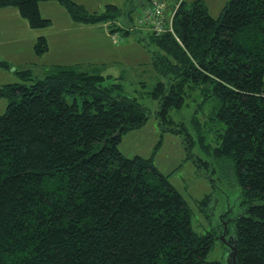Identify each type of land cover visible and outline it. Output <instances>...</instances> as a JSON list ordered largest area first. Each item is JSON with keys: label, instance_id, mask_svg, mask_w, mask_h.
<instances>
[{"label": "trees", "instance_id": "16d2710c", "mask_svg": "<svg viewBox=\"0 0 264 264\" xmlns=\"http://www.w3.org/2000/svg\"><path fill=\"white\" fill-rule=\"evenodd\" d=\"M42 1L59 2L76 23L135 33L146 51L141 74L148 66L155 74L128 90L99 66L56 63L44 77L16 69L21 81L0 86L8 100L0 115V264H224L208 258L218 238L230 264H264V0H227L217 17L204 0H135L143 5L136 16L133 5L98 13L77 0H0V8H16L37 29L52 23ZM160 2L162 13L143 21ZM48 48L40 35L35 53ZM152 109L163 132L182 136L201 175L217 181L232 164L235 218L196 231L153 156L124 154L123 134L143 127ZM212 200L208 193L202 203L211 210Z\"/></svg>", "mask_w": 264, "mask_h": 264}, {"label": "rangeland", "instance_id": "374dc122", "mask_svg": "<svg viewBox=\"0 0 264 264\" xmlns=\"http://www.w3.org/2000/svg\"><path fill=\"white\" fill-rule=\"evenodd\" d=\"M80 1V3H85L90 12H103L108 4L119 5L122 9H127L131 5L136 6L134 16L143 10L142 3L135 5V0ZM204 1L208 4L210 12L217 17L227 0ZM11 9L16 10L14 7ZM55 9L51 6L43 11L44 14L51 16L45 15L52 20V23L37 29L25 26L27 22L21 16L19 19L22 22L13 18L10 13L0 10V60H6L11 65L9 68L0 65V86L9 82L21 81L16 69L30 68L35 75L44 77L52 64L56 63L82 62L83 66L88 69L99 66L105 72L120 77L114 81L124 83L128 90H130L129 87L135 89V81L138 78L155 74L151 66H148L147 74L146 72L141 74L144 67H141L140 63L146 51L136 41L135 33L124 34L122 29L113 32L111 23L109 25V22L104 21L83 23L88 25L84 26L87 28L68 27L67 18L59 15ZM120 23L124 24V21L121 20L114 25L120 26ZM125 25L128 26L130 23L127 21ZM40 35L47 38L49 48L39 56L35 53L34 41ZM113 35L119 40H115ZM133 93H135L134 90ZM146 102L151 108L157 105L156 101ZM7 106V98H0V115L4 113ZM158 143L159 147L156 148ZM119 146L128 156L136 154L153 156L156 167L167 174L177 190L183 194L191 209L192 223L196 231L205 233L211 228L215 229L221 220L229 221V217L235 218L239 214L241 207L232 164L222 167L225 174L222 173V178H218L217 181L209 176L201 175L194 161L186 156L182 136L173 132H163L153 109L150 119L143 127L123 134ZM193 152L202 153L198 147H194ZM208 193L213 195L211 210L208 205L202 203ZM230 205L231 210H229ZM205 209L210 211L209 214ZM208 258L219 259L227 264L230 258L229 251L219 238L215 241Z\"/></svg>", "mask_w": 264, "mask_h": 264}, {"label": "crops", "instance_id": "0c3cea01", "mask_svg": "<svg viewBox=\"0 0 264 264\" xmlns=\"http://www.w3.org/2000/svg\"><path fill=\"white\" fill-rule=\"evenodd\" d=\"M78 2H81L80 0H77ZM85 4V3H84ZM51 6H53V7H55L56 9L55 10H57L58 11V14L59 15H63V16H65L67 19V24L66 25H68V27H73V26H80V27H82V28H87V27H84V26H88V25H86V24H83V23H77L78 25H73V24H76V22H74L73 20H72V18H71V16L69 15V13L67 12V10H66V8L65 7H63L59 2H57V1H42L41 3H40V9H41V12H42V14H43V16H45L46 14H44V10L47 8V7H51ZM12 7H4V8H0V10H3L4 12H8V13H10V15L13 17V18H15L16 20H19L20 22H22L21 21V19H19V18H21L20 17V14H19V11L17 10H14V9H11ZM47 17H51V16H49V15H46ZM45 16V17H46ZM52 17H53V14H52ZM71 18V19H70ZM72 20V21H71ZM27 22V21H26ZM91 24V23H90ZM28 25V23H25V26H27ZM29 26V25H28ZM76 28H78V27H76ZM48 35V34H47ZM48 37V36H47ZM34 42H36V40L34 41ZM35 44V43H34ZM1 61V60H0ZM27 66V65H26ZM26 66H24V67H26Z\"/></svg>", "mask_w": 264, "mask_h": 264}, {"label": "built area", "instance_id": "2783aa9c", "mask_svg": "<svg viewBox=\"0 0 264 264\" xmlns=\"http://www.w3.org/2000/svg\"><path fill=\"white\" fill-rule=\"evenodd\" d=\"M163 7H164V4L162 2L156 3L155 6L150 7L146 11V13H144V15H143V21L147 22V21L151 20L152 18H154L155 14L159 15L160 13H162ZM160 21L161 20L155 21V25H154V28L155 29L160 30L162 28L161 25H160ZM114 39L117 40L116 37H114Z\"/></svg>", "mask_w": 264, "mask_h": 264}, {"label": "water", "instance_id": "95a60500", "mask_svg": "<svg viewBox=\"0 0 264 264\" xmlns=\"http://www.w3.org/2000/svg\"><path fill=\"white\" fill-rule=\"evenodd\" d=\"M233 259H234V256H233ZM235 260V259H234ZM228 264H230V262H228Z\"/></svg>", "mask_w": 264, "mask_h": 264}]
</instances>
